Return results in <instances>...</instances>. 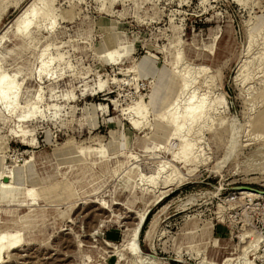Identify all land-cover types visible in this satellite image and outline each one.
Here are the masks:
<instances>
[{
  "label": "rangeland",
  "instance_id": "1",
  "mask_svg": "<svg viewBox=\"0 0 264 264\" xmlns=\"http://www.w3.org/2000/svg\"><path fill=\"white\" fill-rule=\"evenodd\" d=\"M0 39V264H264V0H0Z\"/></svg>",
  "mask_w": 264,
  "mask_h": 264
},
{
  "label": "bare ground",
  "instance_id": "2",
  "mask_svg": "<svg viewBox=\"0 0 264 264\" xmlns=\"http://www.w3.org/2000/svg\"><path fill=\"white\" fill-rule=\"evenodd\" d=\"M31 8H32V5L29 9L21 12L13 21V25H15L16 31L18 33H25L33 25V21L36 17L35 13H37V11L35 12V10H33ZM28 13L31 14L32 16H34V18L33 19L27 18L26 16ZM1 39H0V43H1ZM47 49L48 48H46V50ZM108 52L113 54V58L111 61H116L117 55H118L117 50L112 49V50L107 51L105 53H108ZM43 56H44V54H43ZM43 61H45V59ZM41 71H42L41 73L43 74L45 71L44 66L41 68ZM41 73H40V75H41ZM17 82L18 81L16 80L15 76H13V77L8 76L7 77L5 72H4V69L2 70L0 68V110L1 111L2 110H10V112H16L18 110L17 99H18L19 91H20L18 89V87L22 83L19 84V86H18ZM187 85H188V83H185L184 86L186 87ZM20 88H21V86H20ZM33 107H31V109L28 111V114L24 117V120L29 121L34 117V115H36L38 113L36 111V109H34ZM206 108H207L206 103L204 101H202L201 103H199L195 107L193 106V104L188 105L187 108L184 110L182 117H180L178 115V113H175L173 115H168L167 113H163L162 117L167 122H170L172 124H179L178 122L180 119H182V121L185 123L187 121H194L195 119L200 117L205 112ZM134 109H135V112L137 113V115L139 116V119L140 120L144 119V117L146 116V108H144L143 105L140 106L139 104H137V106H135ZM140 120L134 122L135 127H139V121ZM177 129H178V131L180 130L179 126H177ZM191 151H192L191 147H185L184 146L182 148V150L179 153H177L175 158L180 160L182 163H186L189 160V157L191 155ZM1 176L2 175L0 174V202L7 201V200L9 201V200L14 199L17 194L21 193V190H22L21 187L23 186V184L25 182L23 177L20 174H18L17 172H14L11 175V182L6 185V184H3ZM17 187H18V189L15 190ZM244 191H250V190H244ZM252 192H254V191H252ZM254 193H256V192H254ZM257 194H259V193H257ZM164 195H165V193H164ZM259 195H261V194H259ZM262 196H264V195H262ZM28 199H31L33 201L36 200L37 194H35L34 196H30ZM147 216H148V212L146 213L144 219H143V216H141V218H140V222H142V224H141L139 231H138V237H137L138 241L140 239L141 229H142L145 221L147 220ZM19 232L12 230V231H6V232H3L0 234V261L3 259L2 258L3 252L6 251V253L8 254L10 249L17 248L20 245V243L22 242V238H21V235L19 234ZM130 245H132V243ZM130 247L131 246H129V248ZM152 254H155V253H150L151 257H153L155 259L164 260L160 256L157 255L158 257H154ZM164 261H166V260H164Z\"/></svg>",
  "mask_w": 264,
  "mask_h": 264
},
{
  "label": "water",
  "instance_id": "3",
  "mask_svg": "<svg viewBox=\"0 0 264 264\" xmlns=\"http://www.w3.org/2000/svg\"><path fill=\"white\" fill-rule=\"evenodd\" d=\"M234 189L236 190H240V191H243V190H250V191H254L256 193H259L261 195H264V189L263 188H258V187H255V186H251V185H245V184H242V185H237L234 187ZM151 209L148 211V215L150 213ZM98 236H103V232L101 231H98V233H96ZM154 257H158L157 254H152ZM169 260H175L177 261L178 259L176 258H170Z\"/></svg>",
  "mask_w": 264,
  "mask_h": 264
}]
</instances>
